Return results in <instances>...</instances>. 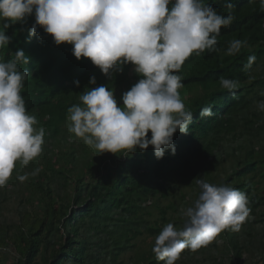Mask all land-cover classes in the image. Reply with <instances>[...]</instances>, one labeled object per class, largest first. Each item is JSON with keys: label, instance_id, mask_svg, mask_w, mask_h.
<instances>
[{"label": "trees", "instance_id": "16d2710c", "mask_svg": "<svg viewBox=\"0 0 264 264\" xmlns=\"http://www.w3.org/2000/svg\"><path fill=\"white\" fill-rule=\"evenodd\" d=\"M230 2L231 10L225 0H205L219 14H231L233 21L217 36L219 51L193 53L175 73L182 78L178 91L193 119L187 135L174 134L175 155L166 151L161 159L152 146L122 156L99 154L84 141L80 149L76 143L67 144L68 155L60 150L55 154L54 147L65 144L59 136L69 132L68 109L82 106L80 95L86 87H109L122 106V94L141 77L130 63L119 64L106 76L89 59L77 60L72 45L57 46L39 26V38L28 42L34 16L26 18L23 30L20 23L6 30L12 40L0 48V59H11L17 49L30 58L27 65H19L30 72L21 95L26 111L36 117L34 127L43 128L45 135L40 155L27 166L17 161L1 187L17 184L13 198L5 190L0 199V264H163L152 251L155 238L168 223L182 227L186 220L182 210L190 199L186 188L196 193V199L200 194L195 178L244 192L250 209L244 224L251 222L245 235L264 242V112L255 103L264 100V7L261 0ZM234 39L247 44L238 54L226 55ZM252 55L256 60L244 71ZM93 76L95 85L89 84ZM221 76L238 81L237 89L222 88ZM207 107L213 115L200 117V110ZM223 155L229 168L220 167ZM37 168L41 171L32 176ZM25 174H29L25 181L17 179ZM240 231L226 229L195 252L185 249L181 262L175 263L204 258L228 242L225 252L233 264H242L251 241L242 247ZM253 264H264V254Z\"/></svg>", "mask_w": 264, "mask_h": 264}, {"label": "clouds", "instance_id": "9594fccd", "mask_svg": "<svg viewBox=\"0 0 264 264\" xmlns=\"http://www.w3.org/2000/svg\"><path fill=\"white\" fill-rule=\"evenodd\" d=\"M225 6L234 7L230 0H225ZM29 16L35 22L27 29L28 42L39 38V26L57 46L72 45L77 60L89 59L106 76L119 64L130 63L141 77L122 94V106L109 87H86L80 95L82 106L68 109V131L99 154L128 156V152L152 146L157 159L166 151L175 155L174 134L187 135L193 119L178 91L182 78L175 73L193 53L219 51L217 36L233 21L231 14H219L205 0H0V48L11 43L6 30L16 23L23 30ZM246 44L230 41L226 55L238 54ZM255 60L249 56L243 70L250 69ZM29 61L22 49L7 61L0 59V187L9 180L17 161L27 166L43 150L45 130L34 127L36 117L26 111L21 95L30 72L19 65ZM75 83L79 87V81ZM219 83L230 92L239 84L224 76ZM89 84H96L94 76ZM255 103L264 112V100ZM212 115L211 107L200 110V117ZM40 171L37 168L31 175ZM28 175L17 179L23 182ZM194 182L200 194L193 206L182 210L186 217L182 227L168 223L155 238L152 251L158 262L175 264L185 249L195 252L226 229L240 231L249 216L244 192L202 178Z\"/></svg>", "mask_w": 264, "mask_h": 264}, {"label": "rangeland", "instance_id": "374dc122", "mask_svg": "<svg viewBox=\"0 0 264 264\" xmlns=\"http://www.w3.org/2000/svg\"><path fill=\"white\" fill-rule=\"evenodd\" d=\"M65 137V138H64ZM60 139H63L65 144H61L60 149L57 147H54V153L57 154L59 152V150L64 153L67 150V144L71 143H76V148L80 149V144L81 142H83V139L76 137L73 133L68 132L66 135L62 134L61 136H59ZM78 146V147H77ZM82 146V145H81ZM46 148V147H44ZM222 153L224 154L225 152H227L226 150V146L222 147ZM96 151V150H95ZM70 152H66V154L68 155ZM57 157V156H56ZM56 157L54 160H56ZM226 156H222L221 160H220V167L225 165L227 168H229L228 163H225L224 158ZM80 158V157H79ZM53 163L56 164V161H54ZM66 166V164H64ZM225 166H223V168H225ZM76 177V175H74ZM17 184L13 183V184H8V187L6 190V195H8V197L13 198L14 193L13 190L15 188ZM3 188L0 187V199H3V194L5 191ZM188 195L190 196V199L186 200L185 205L187 206H193V201L196 200L195 197V192L192 191V189H187ZM198 199V198H197ZM251 224L250 221H247L246 224H244V226L241 228V231L239 232V234H241V246L243 247L244 242H246L247 240L251 241L248 245V249L245 248L244 252H243V259H242V264H253L254 261L259 257V255L264 254V248L261 246L264 244L263 241H255L251 238H249V236L245 235L246 229L249 227V225ZM228 247V242H225L221 245L220 249H214L213 251L210 250V254H207L201 258L200 256L198 257H194L190 260H188V262L182 263V264H212L213 260H215L216 263L214 264H233L231 258L229 257V255H227L228 253L225 252L226 249ZM209 249V247L207 248ZM9 249L7 248H2L1 251L3 252H7ZM140 250L141 252H143L144 254L146 253V247L145 245L142 243L140 245ZM212 251V252H211ZM10 253H13L12 250L9 251ZM14 254V253H13ZM176 262H181V260H178ZM175 264H179V263H175Z\"/></svg>", "mask_w": 264, "mask_h": 264}]
</instances>
